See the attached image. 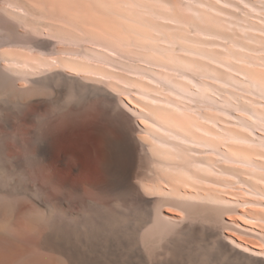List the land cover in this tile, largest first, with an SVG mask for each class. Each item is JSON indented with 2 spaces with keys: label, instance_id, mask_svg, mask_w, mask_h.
<instances>
[{
  "label": "rangeland",
  "instance_id": "374dc122",
  "mask_svg": "<svg viewBox=\"0 0 264 264\" xmlns=\"http://www.w3.org/2000/svg\"><path fill=\"white\" fill-rule=\"evenodd\" d=\"M194 1L0 0V169L32 193L12 198L3 264L17 253L21 264H264L236 246L264 252V170L242 162L264 167V68L251 63L264 56V0H199L217 13ZM159 15L183 25L161 26ZM200 31L235 52V70L196 59L184 70L168 58L165 43L182 56L184 32L205 41ZM162 65L208 82L211 65L219 80L210 99L187 93L181 102L168 82L180 75ZM151 99L178 101L190 118ZM193 109L252 143L212 137L214 150L176 147L181 133L206 141L191 127ZM239 119L251 134L238 130ZM197 160L210 169L196 171ZM27 206L52 219L49 248L20 225Z\"/></svg>",
  "mask_w": 264,
  "mask_h": 264
},
{
  "label": "bare ground",
  "instance_id": "6f19581e",
  "mask_svg": "<svg viewBox=\"0 0 264 264\" xmlns=\"http://www.w3.org/2000/svg\"><path fill=\"white\" fill-rule=\"evenodd\" d=\"M195 2V1H194ZM196 5H198L199 7H202L203 8V10L204 11H206V12H208V13H217L216 12V9L213 7V6H209L208 4H206V3H204V2H202V1H199V0H197L196 2ZM228 3V2H227ZM124 6V5H123ZM131 6V5H130ZM135 7H136V5H135ZM134 6H132V7H130V8H134V9H137V11H138V8H135ZM165 7V6H164ZM123 8V7H122ZM133 10V9H132ZM166 10H168V9H166ZM170 10V9H169ZM168 10V11H169ZM135 11V12H134ZM133 12L134 13H137V11L136 10H134ZM139 13V12H138ZM142 13V12H141ZM147 14H149V13H147ZM222 14V13H221ZM145 16H147V15H145ZM208 17H212V14H210V15H207ZM127 19V18H126ZM158 19H159V21L161 20L162 21V23H165V25L163 24V25H161V26H165L166 28H171L170 27V24H179V23H177L176 22V20H174L173 18H171V17H166V16H162V15H159V17H158ZM209 19V18H208ZM136 22V21H135ZM143 22V21H142ZM145 22V21H144ZM147 22V21H146ZM207 22H210V19L207 21ZM141 23V22H140ZM150 23V22H149ZM166 23H168V27H167V24ZM210 24L212 25V23L210 22ZM130 25V24H129ZM133 25V24H132ZM132 25H130V26H132ZM145 25V24H144ZM143 24H141V27H145ZM183 25V23H180V25L179 26H182ZM210 25V26H211ZM214 25V24H213ZM220 27L222 26V25H219ZM149 27H151V28H153V26L152 25H147L146 26V29L147 28H149ZM161 28V27H160ZM173 28V27H172ZM182 28V27H181ZM180 31H183V30H180ZM158 33L160 32V31H157ZM258 32H260V33H264V31L263 30H258ZM199 33H201V31L199 32ZM184 34H187L186 32H184ZM183 34V35H184ZM182 35V38H183V44L182 43H179L180 41L182 42V40H180V41H177V43H179L180 45V47H179V49H178V53L180 54V55H182V56H177L176 54H174L173 52L174 51H176V49H173L172 47V45H173V42H171V41H168V43H165L167 46H166V48H165V50L167 51V52H171L169 55L167 54V56H168V58H172L173 60H176L177 62H179V63H177V64H179V66L180 65H182V67L183 68H185L184 70H189L188 69V67L191 65V64H193L194 62L193 61H195V63L198 65V66H200V67H206L205 65H204V62L203 61H205V62H207V63H209V64H212V65H214V66H219V67H222V68H224V70L226 69V71H228V70H230V71H233V70H235L231 65H232V63L233 62H236V60H240V59H237V57H236V55H235V52H233L232 50H229V49H227V46H225V45H222V44H217L216 42H212V41H210L209 39H211V38H215L214 36V34L213 33H208V32H202L201 34H198L197 33V35L199 36L200 35V37H204V38H202V40L204 39L205 41H200L199 39H195V38H191L190 36H186V35H184L183 36ZM198 36H196V37H198ZM216 38H217V36H216ZM179 39H181V38H179ZM208 39V40H207ZM172 43V44H170V43ZM193 44V45H192ZM194 44L197 46V47H195L194 46ZM152 45V44H151ZM192 46H194V47H192ZM215 48H219V49H221V50H224L225 51V55H226V57H229L230 59H232V62H230V61H227V60H225V61H221L219 58H216L215 56H214V54H215V52H216V50H215ZM230 49H232V48H230ZM235 49V48H234ZM247 53V52H246ZM257 53V52H256ZM172 54V55H171ZM216 54H217V52H216ZM258 54L259 53H257L256 54V58L255 59H253V61H251V63L253 64V65H260V66H263V68H264V56H262V55H260V57L258 56ZM239 56H240V54H239ZM238 56V57H239ZM248 57V56H247ZM188 58L190 59V60H188ZM253 58V57H252ZM192 59H196V60H193L192 61ZM70 61V60H69ZM189 61H192L191 63L189 62ZM237 61V62H238ZM244 61V60H243ZM243 61H241V62H243ZM245 62V61H244ZM244 62H243V64H244ZM247 62V61H246ZM246 62H245V64H246ZM255 62V63H254ZM190 63V64H189ZM250 62H248L247 64L248 65H250L251 64ZM252 64H251V66H252ZM169 65V64H168ZM163 66V65H162ZM177 66V65H176ZM178 66V67H179ZM214 66H211L210 65V67L208 68V69H210L209 71H210V73L209 74H206V77L208 76V78L210 77V83L208 82V80H206L207 78H204L203 76H205V75H203V76H201L199 79H202V78H204V80H199L198 78H197V80H199V81H197V80H195L194 78H191L190 76H188V75H186V74H179V73H176V71H172L171 69H168V68H171V67H168L167 68V66H163V69L165 70V68L168 70H165L166 72H169V73H172L171 75H172V77H177V76H173L174 74H177V75H180V76H178V78H181V81H180V79H178V78H176V81H168L169 83H171L176 89V91H175V93H174V95H176V97L178 96V100H180V99H185L186 98V94L187 93H190V94H193V95H198V97L199 96H201V98H205V99H210L209 98V96L207 95V94H209L210 93V88H211V84L213 83V81H212V79H218L217 78V76H216V68L214 67ZM178 67H175L176 69L178 68ZM252 67H255V66H252ZM162 68V67H161ZM174 68V67H173ZM180 68L181 67H179V69L178 70H180ZM192 69V68H191ZM199 69H201V68H199ZM181 70H183V69H181ZM194 70V69H193ZM172 71V72H171ZM200 71H202V70H200ZM200 71H199V75H202V74H200ZM173 72H175L174 74H173ZM205 71H203V72H201V73H204ZM208 72V71H207ZM229 72V71H228ZM206 73V72H205ZM215 73V74H214ZM231 73H233V72H231ZM234 74V73H233ZM236 74H237V72H236ZM241 75H245V74H241ZM243 78H246V77H244V76H242ZM161 78V77H160ZM243 78H241V79H243ZM145 79H146V77H145ZM149 80L148 81H150V78H148ZM177 79H178V81H177ZM240 79V78H239ZM219 80V79H218ZM245 80V79H244ZM249 80H250V78H249ZM249 80H247V78H246V84H247V82L249 81ZM151 82V81H150ZM149 82V83H150ZM212 82V83H211ZM219 82V81H218ZM222 82V81H221ZM221 82H220V84H221ZM148 83V82H147ZM249 84H251L250 86H251V88L252 89H255V90H259V89H262V88H260L261 86L259 85V84H257V82H253V81H249L248 82ZM159 84V83H158ZM187 84H191V85H193L192 86V88H193V91H191L189 88H188V86H187ZM214 84V83H213ZM212 84V85H213ZM248 86V85H247ZM214 87V86H213ZM191 88V89H192ZM215 88V87H214ZM212 89L213 88H211V91H212ZM166 90V89H165ZM172 90V89H171ZM209 90V91H208ZM214 90V89H213ZM174 90H172L171 92H173ZM206 91L207 92H209V93H206ZM213 92V91H212ZM211 92V93H212ZM213 94V93H212ZM141 95H143V94H141ZM146 95V94H145ZM145 95H143L144 97H145ZM172 95H173V93H172ZM211 95V94H210ZM235 95V94H234ZM150 96V95H149ZM256 96V95H255ZM151 97V96H150ZM259 97V96H258ZM149 98V97H148ZM152 98V97H151ZM212 99V98H211ZM152 100V102L153 103H156L155 105H157V102H159V101H157L156 99H151ZM145 101V100H144ZM171 101V100H170ZM181 102H182V100H180ZM212 101V100H211ZM176 102V101H175ZM201 102V101H200ZM258 102V101H257ZM152 103V104H153ZM203 103H205V102H203ZM255 104H256V102H254ZM160 104V102L158 103V105ZM163 103H161L160 104V106L162 105ZM183 104H184V102H183ZM182 104V106H184ZM249 104V103H248ZM257 104H261V103H257ZM166 108H169V109H171L172 111H178V112H183L184 113V108L183 107H181V106H177L178 105V101H177V103L175 104V105H173L172 103H164L163 104ZM181 105V104H180ZM254 105V104H253ZM252 105V106H253ZM252 106H250V107H252ZM194 107V106H193ZM249 107V106H248ZM250 107H249V109H250ZM190 108V107H189ZM189 108H187V110L189 109ZM174 109V110H173ZM192 109V108H191ZM244 109V108H243ZM168 110V109H167ZM187 110H186V112H187ZM219 110V112H221L220 110L221 109H218ZM246 110V112L248 111L247 110V108L245 109ZM244 110V111H245ZM192 111H195V112H193V113H196L197 111H196V109H193ZM168 112H169V110H168ZM184 113V117H185V119H187V118H190V114H188V113ZM191 112V110L189 111V113ZM199 112H201L200 110H199ZM252 112H254V111H252ZM204 112H202V113H198L197 112V115L195 114H193V117H192V119H191V121H190V124L192 125L191 127L193 128V130H197L194 134H195V136H196V138H197V136H203V139H206V141H204L203 143H201V142H199L198 141V139H192V140H190V138L189 137H187V135H184V134H177V135H173L172 137L174 138V139H177L176 141H178V142H181L182 143V145L184 146V147H182V145L180 146H176V147H179V148H186V144H187V146L189 145V146H191V147H198V146H208V147H210L211 148V146H213L212 145V143L210 142V141H212L213 142V140H212V137L213 138H215V139H218V138H216V137H223L225 140H227V141H229V142H232V141H234V142H237V143H242L243 145L242 146H247V145H249V144H251L252 143V140L251 139H249V138H247V137H245V136H241V135H238V134H236V133H234V130L233 129H227V128H229L228 126H227V128H225V127H222V126H220V125H222V124H218L219 122H217L216 121V119L215 118H213V117H211V116H209V115H207L206 113H204ZM223 113H224V111H223ZM223 113H220V114H223ZM249 113V112H248ZM180 114V113H179ZM227 115L229 116V114L227 113ZM248 115V114H247ZM141 116V118L143 119L142 121H140V123L141 124H143L144 125V120H145V123H147V118L145 119L144 118V116L143 115H140ZM194 116H195V119H194ZM252 116V114L250 115V117ZM262 116V115H261ZM264 116V115H263ZM230 118V117H229ZM231 118H234V117H231ZM252 118V117H251ZM262 118V117H261ZM241 119V118H240ZM240 119H239V121H240ZM199 120H200V122H202V123H199ZM242 120V119H241ZM187 122H189L188 120H186ZM225 121H227V120H225ZM225 121H222L223 122V124L225 123V124H227ZM260 121V120H259ZM261 121H262V119H261ZM232 122H229L228 124H231ZM238 124H239V127L241 128V129H238V130H246L245 132H247V130H248V132L247 133H249V134H251V132H252V130L251 129H249L248 128V126L249 125H247L246 124V122H243V121H240V122H237ZM236 123V124H237ZM233 125L235 124V123H232ZM211 126H213L212 128L214 129V128H216L215 126H217L218 127V129H219V131H220V133L218 132V133H215L212 129H211ZM236 126V125H235ZM234 126V127H235ZM238 126V125H237ZM182 127V126H181ZM185 128V127H184ZM187 128V127H186ZM237 130V131H238ZM218 131V130H217ZM244 131H242V132H244ZM189 132H191V131H189ZM198 132V133H197ZM240 132V131H239ZM200 133V134H199ZM193 134V133H192ZM197 134V135H196ZM189 138V139H188ZM202 139V140H203ZM197 140V141H196ZM224 140V141H225ZM232 140V141H231ZM160 142V141H159ZM192 142V144H190ZM193 142H194V144H199V145H194L193 144ZM163 143V142H162ZM162 143H160V144H162ZM176 144V143H175ZM178 144V143H177ZM234 144V143H233ZM236 144V143H235ZM244 144H247V145H244ZM194 145V146H193ZM237 145V144H236ZM240 146H241V144H240ZM250 146V145H249ZM191 147H189V148H187V149H191ZM192 150V149H191ZM212 150H214V146L212 147ZM208 153V152H207ZM198 155V154H197ZM185 159V158H184ZM209 159V158H208ZM182 160V159H181ZM189 160V159H188ZM229 160H231L232 161V159H229ZM238 161V160H237ZM236 161V162H237ZM251 161H252V159H251ZM242 162H244V163H247V164H249V165H251V166H254V168H259V169H262V170H264V167H262V166H260V165H258V164H256V163H254V162H249V161H242ZM206 163V162H205ZM193 166H195V167H198V169L197 168H195L196 169V171L197 170H200L199 168H202V170L203 171H206V170H209L210 169V166H209V164H204V162H203V164H202V162L201 161H196L195 163H191ZM202 164V165H201ZM202 166V167H201ZM167 168V167H166ZM209 168V169H208ZM211 169H212V167H211ZM213 170V169H212ZM245 170V169H244ZM247 170V169H246ZM254 170V169H253ZM188 172V171H187ZM210 173V172H209ZM222 173V172H221ZM190 174H192V176H195V175H193V174H195L194 172L193 173H190ZM12 175L13 174H11V173H7V172H5V171H2L1 169H0V233L2 232V230L6 227V224H7V222H8V220H9V218L11 217V211H12V207H13V205H12V198L14 197V196H16L17 194H19V193H22V192H27V193H29L30 195L32 194L31 193V190H29V192H28V189H24L22 186H21V184H11L10 183V180H11V177H12ZM200 175V174H199ZM198 176V175H197ZM193 178H196V177H193ZM198 178H199V176H198ZM50 201V200H49ZM190 202V201H189ZM53 203V202H52ZM55 203V202H54ZM191 204V203H190ZM56 205V204H55ZM193 205V204H192ZM191 205V206H192ZM51 206V205H50ZM194 206V205H193ZM52 207V206H51ZM53 208V207H52ZM51 208V209H52ZM50 216H47L43 211H41V209H38V208H35V207H33V206H27L22 212H21V215H20V225L26 230V231H28L33 237H35V239H36V242H37V244L38 245H41V244H43L44 246H46V247H48L49 245H50V242H51V235L52 234H50V233H47V230H50V232H52V230L54 229L53 227H52V219L51 218H49ZM54 217V216H53ZM156 218H157V216H156ZM246 218V217H245ZM72 220V219H71ZM78 220V219H77ZM258 220H261L260 218H256V221H258ZM161 221V220H160ZM254 221V220H253ZM55 222V221H54ZM155 223V222H154ZM160 225V224H159ZM255 225V228H257L256 227V224H254ZM254 227V226H253ZM160 228V227H159ZM258 230V229H257ZM260 230H262V229H260ZM260 230H259V233H262V232H260ZM251 232L253 231V230H250ZM264 231V230H263ZM53 233V232H52ZM254 233H258V232H254ZM258 233V234H259ZM262 236H263V234H262ZM228 242V241H227ZM52 245V244H51ZM234 245V244H233ZM238 248H239V250H243L242 252H244V250H245V252H249V254H251V255H253L254 257L255 256H259V257H261V256H264V252H260V251H256V250H249L246 246H243L242 244H240L239 245V243L236 245ZM254 247V246H253ZM49 248V247H48ZM237 248V249H238ZM57 249V248H56ZM247 250V251H246ZM249 250V251H248ZM53 251H54V249H53ZM58 251V250H57ZM244 252V253H245ZM21 255H20V253H17V254H14V255H12V256H10V257H8L7 258V264H21L22 262H21ZM262 258H264V257H262ZM47 261L49 262V260L47 259ZM0 264H3V262H1L0 261Z\"/></svg>",
  "mask_w": 264,
  "mask_h": 264
}]
</instances>
